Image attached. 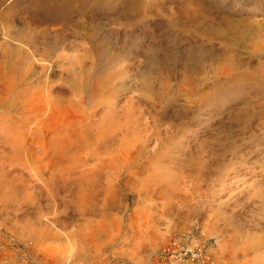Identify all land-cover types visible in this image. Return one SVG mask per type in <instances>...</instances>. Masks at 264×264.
I'll use <instances>...</instances> for the list:
<instances>
[{
  "label": "rangeland",
  "instance_id": "obj_1",
  "mask_svg": "<svg viewBox=\"0 0 264 264\" xmlns=\"http://www.w3.org/2000/svg\"><path fill=\"white\" fill-rule=\"evenodd\" d=\"M179 14L229 40L188 35ZM0 15V48L19 35L50 59L62 101L43 117L48 152L15 149L22 111L0 132L14 187L0 195V264H156L176 242L213 249L214 264H264V48L238 43L231 23L264 24V0H0ZM230 57L234 79L215 83ZM63 125L74 141L56 156ZM217 237L262 250L218 258Z\"/></svg>",
  "mask_w": 264,
  "mask_h": 264
},
{
  "label": "bare ground",
  "instance_id": "obj_2",
  "mask_svg": "<svg viewBox=\"0 0 264 264\" xmlns=\"http://www.w3.org/2000/svg\"><path fill=\"white\" fill-rule=\"evenodd\" d=\"M3 20L2 15H0V21ZM176 23L178 27L182 30H185L188 35H193V37H202L204 39H213L214 37H223L225 40H229L226 37L224 29L215 30L213 23L214 21L209 17H201L196 14L177 15ZM237 24L236 27L240 30V32L236 33V39L238 43L245 44L247 43V47L249 45L254 49L264 48V24L261 21H252V20H242L239 22H231ZM222 24V23H221ZM223 27H228L230 24H223ZM241 28V29H240ZM235 30V28H234ZM8 36V37H7ZM18 39H15L13 34H8L4 37V42L0 48V132L3 133L5 129V121L8 116L13 117L17 111H22V119H20L23 126L27 129L26 135H21L19 138L23 146L21 147L18 141L15 138L12 139V143L15 142V149H17L18 153L22 152H36V149L40 151H49V148L44 141L45 138V124L43 122V117L45 115H50L52 110L57 107H61L60 100H57L52 96V93L49 89V80L50 75L53 71V63L50 59H47L45 56L38 55L35 51L31 49L26 50L21 46V40L23 37L17 36ZM238 45L234 43V46H226L227 50L232 53L233 57H239L240 53L236 48ZM18 51V52H16ZM17 54L20 57L13 60V56ZM232 61L233 59L227 58L224 64L216 69L213 73L211 79H215V83H219L223 80L232 81L233 73H232ZM260 82L262 83V89L264 90V73H261ZM240 80V79H239ZM250 80V79H249ZM240 82V81H239ZM185 83V87L181 88V92H184L186 99L188 101H192L197 98L198 93L196 91V87L194 86V82L192 80H187ZM188 83V84H187ZM216 86H214L215 88ZM39 101L43 103V105L38 106ZM60 101V102H57ZM87 110L84 111L83 115H86ZM26 116V117H25ZM14 127V124L12 125ZM37 131V134L35 132ZM62 136H58L56 147L53 150L54 155L56 156H67L70 152V147L72 142L74 141L73 137H70L68 132V126H61L58 129H54V136L58 131ZM87 131L85 132V134ZM41 136H38L40 135ZM85 134H82L84 136ZM80 135L76 141L82 138ZM51 150V149H50ZM4 151L0 148V155H3ZM14 187L12 184H5L3 179L0 177V195H8L11 193ZM5 197V196H3ZM202 234H207L210 231L206 225L202 226ZM218 234V233H217ZM20 240H23L24 236L22 233L20 234ZM217 239V246L219 252L216 254L218 258L223 257L225 254H233V257H242V254H239L242 248H249L250 250L245 251V255L249 253L258 252L260 253L261 244L256 246V242L245 243L246 246H239L233 242L235 240H226V238L221 239L219 237ZM231 245L237 246L234 248V251H229ZM253 250V251H252ZM213 249L210 250V255L212 262H215V258L212 255ZM215 254V253H214ZM245 255H243L245 257ZM21 257H13L12 261L14 264H17ZM260 260L264 263V253L261 252ZM9 262L11 259L9 258ZM12 263V264H13Z\"/></svg>",
  "mask_w": 264,
  "mask_h": 264
},
{
  "label": "built area",
  "instance_id": "obj_3",
  "mask_svg": "<svg viewBox=\"0 0 264 264\" xmlns=\"http://www.w3.org/2000/svg\"><path fill=\"white\" fill-rule=\"evenodd\" d=\"M156 264H214L204 245L171 243L159 255Z\"/></svg>",
  "mask_w": 264,
  "mask_h": 264
}]
</instances>
